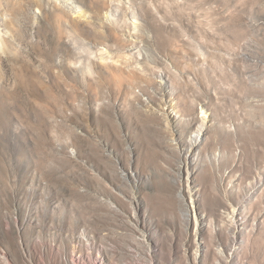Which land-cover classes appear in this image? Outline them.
<instances>
[{
	"label": "rangeland",
	"instance_id": "rangeland-1",
	"mask_svg": "<svg viewBox=\"0 0 264 264\" xmlns=\"http://www.w3.org/2000/svg\"><path fill=\"white\" fill-rule=\"evenodd\" d=\"M0 34V264H264V0H0Z\"/></svg>",
	"mask_w": 264,
	"mask_h": 264
},
{
	"label": "bare ground",
	"instance_id": "bare-ground-1",
	"mask_svg": "<svg viewBox=\"0 0 264 264\" xmlns=\"http://www.w3.org/2000/svg\"><path fill=\"white\" fill-rule=\"evenodd\" d=\"M2 34V33H1ZM0 34V51L3 53L6 47V41L3 36Z\"/></svg>",
	"mask_w": 264,
	"mask_h": 264
}]
</instances>
